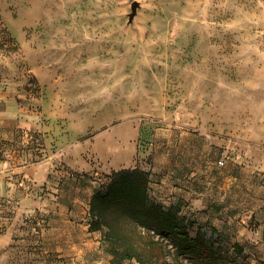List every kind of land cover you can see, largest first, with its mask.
<instances>
[{
    "label": "rangeland",
    "instance_id": "obj_1",
    "mask_svg": "<svg viewBox=\"0 0 264 264\" xmlns=\"http://www.w3.org/2000/svg\"><path fill=\"white\" fill-rule=\"evenodd\" d=\"M134 167L264 264V0H0V264H113L88 200Z\"/></svg>",
    "mask_w": 264,
    "mask_h": 264
},
{
    "label": "trees",
    "instance_id": "obj_2",
    "mask_svg": "<svg viewBox=\"0 0 264 264\" xmlns=\"http://www.w3.org/2000/svg\"><path fill=\"white\" fill-rule=\"evenodd\" d=\"M150 184L146 170L122 169L91 198L89 230L104 232L113 264H236L205 233L192 236L179 207L154 202Z\"/></svg>",
    "mask_w": 264,
    "mask_h": 264
},
{
    "label": "crops",
    "instance_id": "obj_3",
    "mask_svg": "<svg viewBox=\"0 0 264 264\" xmlns=\"http://www.w3.org/2000/svg\"><path fill=\"white\" fill-rule=\"evenodd\" d=\"M93 194H94V192H92L90 194V197L88 200V205H87V210H89V208H90V201H91ZM88 226H89V223H88ZM87 232H88L87 233L88 237H87V241L85 242V245L90 246V247H94L96 245H99L100 242L98 241V231L91 232L89 230V228H87Z\"/></svg>",
    "mask_w": 264,
    "mask_h": 264
},
{
    "label": "water",
    "instance_id": "obj_4",
    "mask_svg": "<svg viewBox=\"0 0 264 264\" xmlns=\"http://www.w3.org/2000/svg\"><path fill=\"white\" fill-rule=\"evenodd\" d=\"M139 7V4L137 2L133 3L132 5V14L130 15V19L132 20L135 15L137 14V8Z\"/></svg>",
    "mask_w": 264,
    "mask_h": 264
}]
</instances>
